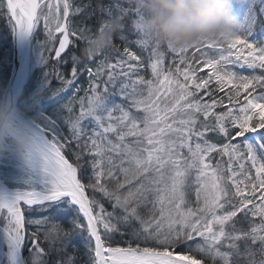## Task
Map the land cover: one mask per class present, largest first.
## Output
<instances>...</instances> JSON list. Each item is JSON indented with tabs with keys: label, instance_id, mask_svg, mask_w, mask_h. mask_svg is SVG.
Segmentation results:
<instances>
[{
	"label": "snow or ice",
	"instance_id": "snow-or-ice-1",
	"mask_svg": "<svg viewBox=\"0 0 264 264\" xmlns=\"http://www.w3.org/2000/svg\"><path fill=\"white\" fill-rule=\"evenodd\" d=\"M115 6L118 16L98 5L120 21L122 51L114 39L108 48L119 54L114 63L104 52L93 70L72 54L70 77L56 71L59 88L45 71L43 90L20 98L31 137L22 159L0 158V264H77V249L67 251L77 236L83 264H264V0H235L233 34L169 49L179 57L175 71L165 70L154 42L152 79L139 74L143 58L131 48L153 43L140 31L139 9L130 0ZM71 8L69 0H0L14 32L29 35L43 19L45 66L55 33L57 64H67L62 54L110 20L95 33L72 28Z\"/></svg>",
	"mask_w": 264,
	"mask_h": 264
},
{
	"label": "clouds",
	"instance_id": "clouds-1",
	"mask_svg": "<svg viewBox=\"0 0 264 264\" xmlns=\"http://www.w3.org/2000/svg\"><path fill=\"white\" fill-rule=\"evenodd\" d=\"M139 9L142 35L170 50L192 48L229 36L238 30L235 0H130ZM120 28L112 18L93 34L82 49L85 59L101 56ZM20 98L0 88V158L22 159L28 151L32 117Z\"/></svg>",
	"mask_w": 264,
	"mask_h": 264
},
{
	"label": "trees",
	"instance_id": "trees-1",
	"mask_svg": "<svg viewBox=\"0 0 264 264\" xmlns=\"http://www.w3.org/2000/svg\"><path fill=\"white\" fill-rule=\"evenodd\" d=\"M69 2L72 5L71 11H70V23L72 28H82V27H89L92 29V32L95 33L98 30V27L100 23H102L104 20L110 19L109 16L105 11H102L98 5H103L105 7H111L113 16H118L119 11L116 8V4H121L124 7H127V0H69ZM81 8L82 11L77 13L75 12L76 8ZM259 11V4L257 5V12ZM89 13H92L91 16H89ZM135 18V17H133ZM127 23V22H126ZM259 29H257L258 31ZM120 33H117L114 37V43L122 48L124 46V42H122L119 39ZM37 37V36H36ZM139 38L138 34H131L129 35V40H135ZM38 39V37H37ZM35 39L34 41H36ZM70 39L75 40V37H70ZM86 42L84 41H76V43L72 46H70L65 53L62 54V57L64 59L68 60L67 64H57L56 59H53L50 61L46 66H39L38 69H36L35 72L30 73V75L27 78V82L23 85L21 89V93L19 98H21L24 95V92L26 89H30L31 91L29 92V95H32L38 91H42L44 87V74L45 71L52 73L50 76L51 83L49 87L55 89L59 88L60 81L56 77V71H63L65 73L66 77H70V69L72 67L71 63V55L76 54L81 57L83 64L85 65H90L93 67V70H95L96 64L103 59V55L97 56L93 58L91 61L85 59L82 55V49L85 47ZM131 48L133 51H136L137 54L141 55L143 58V67L140 68V75H143L145 78L146 76H149V73L151 72L150 66L148 64V53H145V49H141L137 47L134 43L131 45ZM106 53H108L110 57V62L112 60H115L117 57H119V54L112 52L110 49L105 50ZM188 55H191V51H189ZM11 56H12V38H11V27L9 25V21L6 16L0 15V88H5L6 85V79L9 75L10 72V66H11ZM114 63V62H113ZM55 70V71H54ZM257 73H259V69L256 70ZM205 73V72H204ZM245 74H248V71L245 70ZM201 75V73H200ZM106 79V76L104 77ZM88 81L89 77L87 73L85 72L83 75L79 76V79L76 81V86L80 87L81 89H86L88 87ZM214 88V84L212 85ZM73 90L69 89L65 93H61L63 96V100L61 101L62 104L67 103L71 98H72ZM224 95V93H218L217 97ZM84 96V91L81 90L78 94L77 97ZM207 99V97H206ZM116 102H120V99L117 97ZM220 109H217L219 111ZM79 113V105H75V114ZM65 116L68 115L67 112L64 113ZM87 123V122H86ZM63 131L67 133L68 129L67 126L63 128ZM240 138H237V142L239 141ZM211 142L216 143L217 138L213 136L211 138ZM91 195V192L89 191L88 193ZM97 199L101 201V203L104 204V207L107 209V211H112L111 204L103 199L102 197L97 194ZM146 210L142 209V214H144ZM251 220L254 221V223H259V217L251 218ZM63 223V226L65 228L69 227V225L66 222L61 221ZM240 227L241 225H237ZM247 227L248 225H244ZM117 242L121 240V237L117 234L116 237L114 238ZM74 244L70 245L68 248V253L72 254L73 253V248L77 249V254H76V259H77V264H83V261L87 259V257L84 255V246H83V239L80 237H74ZM25 256H27V252H25ZM259 259V257H257Z\"/></svg>",
	"mask_w": 264,
	"mask_h": 264
},
{
	"label": "rangeland",
	"instance_id": "rangeland-1",
	"mask_svg": "<svg viewBox=\"0 0 264 264\" xmlns=\"http://www.w3.org/2000/svg\"><path fill=\"white\" fill-rule=\"evenodd\" d=\"M47 2H49V0H45V3H47ZM51 2L55 3V0H51ZM44 11L46 12L47 8H45ZM70 11H71V9H70ZM69 17H70V15H69ZM11 30H12V27H11ZM18 35H20L21 37L23 36L20 33H18ZM55 35H56L57 39L51 45V47L53 48V51L50 52V53L49 52H45V56L48 57L49 62L52 61L53 59H56L55 58L54 49L59 47V38L61 37V34L60 33H55ZM36 36L38 37V39H37ZM138 36H139V34H138ZM30 37H31V40L29 42V47H28L29 51H28V54H27V60L24 61L21 64V67H20V78L24 80L23 81L24 82L23 85L28 81L27 78L30 75V73L35 72L36 69H38L39 66H41V65L44 66L45 65L44 62H43V43L42 42L45 41L47 39V37H46V34H45V30H44V21H43V19H41L40 23L37 25L36 31L32 32ZM257 38H261L260 35H259V30L257 31ZM35 39H37V40L34 41ZM153 45H154V41L145 50V53H148V55H149V57H148V64L149 65H150V62H151V59H152L151 52H152V46ZM160 50L163 51L164 54H165V58H164V68H165V70H168L169 68H171L173 71H175L176 65L179 64V57L175 53H173L169 49H167V47L164 46V45H160ZM205 50H207V49H205ZM12 51H13V49H12ZM190 51H192V50H190ZM117 58H119V57H117ZM115 60H112V62H115ZM181 67H183V65H181ZM206 72H207V69H205V73ZM139 73L141 74L140 71H139ZM205 73H201V75H204ZM145 79H152L151 72L149 73V76H146ZM23 85H22V87H23ZM133 111H135V110L133 109ZM212 159H213V163H215L217 160H221L224 163V166L225 167L227 166V163H226L227 162V157H221L219 154H213V158ZM3 170H4L3 168H0V171H3ZM189 199L193 202L191 206L195 207L196 205H195L194 192L191 194Z\"/></svg>",
	"mask_w": 264,
	"mask_h": 264
},
{
	"label": "water",
	"instance_id": "water-1",
	"mask_svg": "<svg viewBox=\"0 0 264 264\" xmlns=\"http://www.w3.org/2000/svg\"><path fill=\"white\" fill-rule=\"evenodd\" d=\"M18 33L19 32H14L12 29V34H11V38H12V57H11V66H10V72L9 75L6 79V86L5 89H7L9 92H11L12 94L19 96L20 94V89L22 87V85L19 87L18 90H15V80L17 79V77L20 75V67L21 64L27 60V54L29 51V42L31 39V34L29 35H23L22 36V41L21 43H19V38H18ZM22 81V80H21ZM23 84V82H22ZM18 91V92H17ZM17 92V93H16Z\"/></svg>",
	"mask_w": 264,
	"mask_h": 264
},
{
	"label": "bare ground",
	"instance_id": "bare-ground-1",
	"mask_svg": "<svg viewBox=\"0 0 264 264\" xmlns=\"http://www.w3.org/2000/svg\"><path fill=\"white\" fill-rule=\"evenodd\" d=\"M18 38H19V43H21V41H22L23 38L20 35L18 36ZM15 81L16 82L14 84V86H15L14 88H15V90H18L19 87L22 85V82H23V81H21L20 75L17 77V79Z\"/></svg>",
	"mask_w": 264,
	"mask_h": 264
}]
</instances>
